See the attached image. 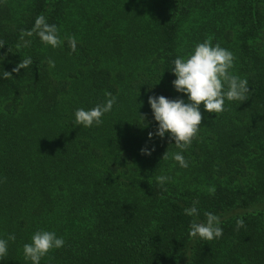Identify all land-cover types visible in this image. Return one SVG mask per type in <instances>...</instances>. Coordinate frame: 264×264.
<instances>
[{
	"label": "trees",
	"instance_id": "16d2710c",
	"mask_svg": "<svg viewBox=\"0 0 264 264\" xmlns=\"http://www.w3.org/2000/svg\"><path fill=\"white\" fill-rule=\"evenodd\" d=\"M40 15L60 47L22 38ZM205 39L233 53L250 92L217 116L201 104L181 168L168 134L149 139L148 99L187 101L172 61ZM106 92L118 102L103 123L74 126ZM206 212L222 236L190 237ZM38 230L65 240L41 264H264V0H0V237H16L0 264H29Z\"/></svg>",
	"mask_w": 264,
	"mask_h": 264
},
{
	"label": "clouds",
	"instance_id": "9594fccd",
	"mask_svg": "<svg viewBox=\"0 0 264 264\" xmlns=\"http://www.w3.org/2000/svg\"><path fill=\"white\" fill-rule=\"evenodd\" d=\"M35 35L40 42L51 48L60 47L63 41L59 35V29L55 24H49L44 15L36 18L32 29L23 33V36ZM72 51L76 49V40L69 38ZM30 40L25 41L29 46ZM235 57L233 53L221 47L218 43L205 39L197 43L192 52L185 57H177L172 61V73L176 77L172 84L177 93L187 97L184 99L170 100L164 96H150L148 104L153 118L157 123L155 133H149V139L153 135L164 138L166 134L175 141V147L179 149L174 153L173 159L181 168H187L183 152L191 145L192 140L200 130L202 120L201 104L205 112L214 113L216 116L225 111L226 101H246L250 92L246 78L233 74ZM32 59H22V62L14 69L19 72L32 65ZM50 68L55 67V61L51 58L47 61ZM4 76H11L4 71ZM105 101L90 109L78 108L74 113V126L90 128L100 126L103 118L110 113L118 102V98L112 93H105ZM142 154L151 155V149L142 148ZM166 155V154H165ZM164 155V157H165ZM163 157V158H164ZM157 182L164 185L170 178L158 176ZM214 192L215 189L209 190ZM198 201L184 209V214L190 217L198 216ZM204 222L193 221L190 225L189 235L193 238L211 241L218 239L223 234L220 217L212 212L204 213ZM237 226H243V220L237 221ZM15 234H9L7 238L0 237V260L8 253L9 242H15ZM65 246L63 237L57 236L54 231L38 230L31 236L29 243L23 245V255L29 264H41V260L52 250H58Z\"/></svg>",
	"mask_w": 264,
	"mask_h": 264
}]
</instances>
